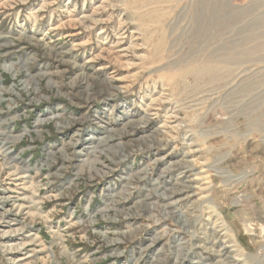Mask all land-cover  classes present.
I'll return each mask as SVG.
<instances>
[{
  "label": "rangeland",
  "instance_id": "obj_1",
  "mask_svg": "<svg viewBox=\"0 0 264 264\" xmlns=\"http://www.w3.org/2000/svg\"><path fill=\"white\" fill-rule=\"evenodd\" d=\"M262 19L0 0V264H264Z\"/></svg>",
  "mask_w": 264,
  "mask_h": 264
},
{
  "label": "bare ground",
  "instance_id": "obj_2",
  "mask_svg": "<svg viewBox=\"0 0 264 264\" xmlns=\"http://www.w3.org/2000/svg\"><path fill=\"white\" fill-rule=\"evenodd\" d=\"M257 23H259V22H257ZM261 23H263V19H262ZM262 25H264V23H263V24H260V26H262ZM254 28H256V27H254ZM262 28H263V27H262ZM263 31H264V30H263ZM249 36H250V35H249ZM253 36H254V35H253ZM261 36H262V35H261ZM248 38H250V37H248ZM254 38H255V37H254ZM262 38H263V37H262ZM242 39H243V38H242ZM250 40H251V39H250ZM252 40H253V38H252ZM257 41H258V40H257ZM248 42H249V41H248ZM241 43H242V42H241ZM242 44H243V43H242ZM247 44H248V43H247ZM244 45H245V44H244ZM257 45H258V44H257ZM260 45L262 46L261 43L259 44V46H260ZM254 46H255V44H254ZM259 46H256V47H259ZM261 46H260V47H261ZM263 46H264V44H263ZM263 46H262V47H263ZM252 47H253V46H252ZM260 47H259V48H260ZM254 48H255V47H254ZM263 48H264V47H263ZM255 49H256V48H255ZM247 51H248V50H247ZM255 51H256V50H255ZM255 51H254V52H255ZM257 51H258V50H257ZM244 52H245V51H244ZM249 52H250V51H249ZM249 52H248V53H249ZM246 53H247V52H246ZM243 54H244V53H243ZM250 54H251V52H250ZM252 54L254 55L253 50H252ZM237 58H238V57H237ZM243 58H245V57H243ZM243 60H244V59H243Z\"/></svg>",
  "mask_w": 264,
  "mask_h": 264
}]
</instances>
